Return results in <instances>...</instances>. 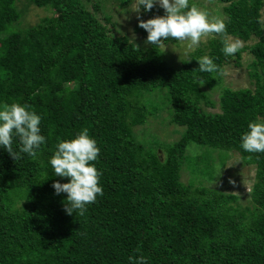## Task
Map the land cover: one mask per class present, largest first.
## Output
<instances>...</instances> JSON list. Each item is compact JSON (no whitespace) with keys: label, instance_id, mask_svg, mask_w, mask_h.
<instances>
[{"label":"trees","instance_id":"obj_1","mask_svg":"<svg viewBox=\"0 0 264 264\" xmlns=\"http://www.w3.org/2000/svg\"><path fill=\"white\" fill-rule=\"evenodd\" d=\"M19 1L0 0V99L40 114L46 143L35 156L18 159L0 147V264H135L141 255L148 264H264V153H249L240 143L248 122L264 119V0H217L224 3L226 32L214 33L178 66L167 63L159 45L112 35L86 0H23L53 13L15 29ZM141 11L146 19L164 13L159 6ZM134 31L146 40L139 23ZM229 36L257 38L247 47L250 86L225 87L216 102L210 89L223 65L233 58L239 64L246 49L226 56ZM204 55L214 60V71L198 70ZM161 88L170 122L184 130L174 141L153 138L148 146L134 128L160 109L150 94ZM217 104L218 111L204 109ZM84 128L101 148L92 163L103 195L69 214L67 194L52 186L68 178L55 175L48 161L58 139ZM191 145L232 150L255 166L249 204L194 179L182 181L185 161L202 164L199 172L208 179L214 172L207 150L192 155Z\"/></svg>","mask_w":264,"mask_h":264},{"label":"clouds","instance_id":"obj_2","mask_svg":"<svg viewBox=\"0 0 264 264\" xmlns=\"http://www.w3.org/2000/svg\"><path fill=\"white\" fill-rule=\"evenodd\" d=\"M135 5L137 11H151L155 6L164 10L162 15L138 20L139 26L147 31L146 44L160 45L171 37L188 41L187 47L192 48L198 46L206 34L226 32L224 19L210 18L191 0H135ZM241 47L239 40L224 39L222 51L226 56H233ZM197 60L200 72L216 69L214 60L207 55ZM41 119V115L30 110L27 104H0V147L6 148L15 159L22 154L35 156L41 145L46 143V136L41 132ZM14 138L19 141L16 149L13 148ZM240 143L249 153H264V119L250 120L247 130L241 134ZM100 151L97 140L87 128L70 138L58 139L48 163L55 175L68 178L66 182L55 180L52 185L56 194H67V213L83 212L97 200L98 195H103V186L99 183L101 172L92 163L98 159ZM135 264H148V260L141 255Z\"/></svg>","mask_w":264,"mask_h":264},{"label":"rangeland","instance_id":"obj_3","mask_svg":"<svg viewBox=\"0 0 264 264\" xmlns=\"http://www.w3.org/2000/svg\"><path fill=\"white\" fill-rule=\"evenodd\" d=\"M196 4L201 10L207 12L210 18H225L222 7L224 3L217 0H195ZM97 0H86V7L93 11L97 18L105 23L110 29V33L114 36L126 35L131 41L137 43L142 47H147L149 44L145 43L141 35L134 31V26L139 19H146V14L135 10V0H130L128 3L121 4L118 0H99V8H94V3ZM17 10L20 14L18 20L13 23V28L24 29L31 25L38 23L43 17L51 15L53 12L50 9L39 8L34 4L26 1L16 2ZM111 18L110 22H106V17ZM262 19H264V11H262ZM212 34H206L202 37L201 43L198 46L188 48V41H177L176 43H162L159 45L164 58L168 64L178 66L182 60L187 59L189 53L195 48L205 43ZM227 39L239 40L229 36ZM257 38H251L248 41L239 40L242 46H246L241 52L240 63L236 60L230 59L223 65V71L220 74V82L210 89L211 97L218 102L219 95L223 88L229 87L238 89L242 87H249L250 81L248 77L249 63L253 59L247 47L254 43ZM151 101L160 108L152 116H149L144 125L136 126L134 129L137 141L144 140L145 144L150 146L153 144V138L163 141H174L183 132L182 126L170 122V104L167 102L166 89H156L150 94ZM0 104H3L0 99ZM209 112L219 110L216 107H205ZM187 152L192 155H197L203 150H207L209 161L214 169L212 178L200 174L202 164L194 165L193 162H184L181 169V179L183 182H188L194 179L196 184H201L219 191L235 194L238 197L240 206L249 204L250 191L252 183L254 182L255 166L243 164L239 155L232 150H222L214 148H201L196 145L189 146ZM191 155V154H190ZM221 156H224V163L221 165ZM205 162V161H204Z\"/></svg>","mask_w":264,"mask_h":264}]
</instances>
